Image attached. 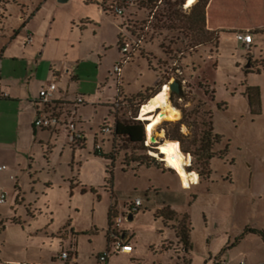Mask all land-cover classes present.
<instances>
[{"label": "rangeland", "instance_id": "1", "mask_svg": "<svg viewBox=\"0 0 264 264\" xmlns=\"http://www.w3.org/2000/svg\"><path fill=\"white\" fill-rule=\"evenodd\" d=\"M42 1L2 2L0 71L3 63L4 69L9 71L15 65L14 55L24 50L25 33H21L24 3L31 7ZM58 1L50 0L48 7L54 3L79 15L89 12L90 16L94 15L98 27L104 26L100 31L97 28L100 33L105 31L106 36L111 33L112 24L121 20V26L125 24L133 37L144 36V41L123 66L120 82L115 74L107 78L108 70L122 59L117 43L110 49L104 47L93 58L79 62V93L88 98V104L79 107V128L86 140L84 146L74 150L65 135L54 147L40 144L30 158L21 153L16 160L13 158L15 153L2 145L0 135V164L8 165L0 171V191L8 195L7 202L0 203V221L4 220L6 226L0 233V250L6 253L4 258L32 261L38 255L59 253L58 242L50 245L52 239L46 237L45 226H52L57 231L69 226L78 234L75 242L80 264L96 262L108 250L109 190L114 198L113 216L126 212L135 198L143 200V206L133 220L123 219L119 227V232L125 229L135 235L134 254L116 256L113 253L108 257L110 264H188L189 258L191 264H214L210 253L213 257L218 256L222 248V258L229 264L263 258V238L253 233L242 234L248 227L264 228V42L260 41L257 48L248 49L232 33L224 34L218 41L217 34L206 33L200 23L191 25L197 0L189 9L177 7L173 14L162 1L155 5L148 0H97L103 6L87 3V0H69L63 4ZM234 3L232 12L236 15L240 2ZM245 3L247 6L242 9L246 17H264L262 1L245 0ZM111 4L125 8L123 17L110 11L98 18L97 12L103 7L109 11ZM93 33L91 30L89 34L92 36ZM258 38L264 40L263 36ZM100 40L90 43L95 46L94 42H97V46H101ZM174 80L183 81L184 85L181 86L182 100L178 99L180 95L172 97L181 109L182 118L164 120L160 133L164 132V141L171 139L172 129L182 122L180 138L172 140L179 141L183 150L190 149L191 152H186L192 156L188 170L200 175V183L185 188L175 170H170L158 158L157 161L150 160L139 146L117 140L115 146L119 147L114 151L116 161L112 167L115 190L106 186L107 167L112 165V160L98 155L96 146L100 145L106 154L111 153L114 136L102 133L100 128L106 121L112 124L114 119L109 116L107 107L94 106L91 99L102 97L99 96L101 91L113 99L126 95L133 109L158 91L162 83L166 85ZM250 86L261 90L262 111L258 114L251 111ZM210 128L213 134L220 136V141L214 143L216 155L205 165L199 143ZM18 163L21 168H15ZM31 171H37L40 178L37 185L30 179ZM11 175L21 181L24 191L18 202L21 204L19 214L14 217L20 219L19 224L11 221L14 212L9 201L15 202ZM49 181L53 184L46 188L45 183ZM34 186L40 192L38 199L32 190ZM41 190H45V194ZM35 201L36 207L29 206ZM166 206L177 213V219L163 224L162 218L156 220L154 214ZM158 207L160 209L155 211ZM183 218V223L191 227L190 255L178 240L169 239ZM40 229L42 231L37 233ZM239 236L243 238L239 239ZM43 238L49 243L43 244ZM69 241H66L65 251L71 253ZM133 257L139 260L132 261ZM73 261L72 257V264Z\"/></svg>", "mask_w": 264, "mask_h": 264}, {"label": "crops", "instance_id": "2", "mask_svg": "<svg viewBox=\"0 0 264 264\" xmlns=\"http://www.w3.org/2000/svg\"><path fill=\"white\" fill-rule=\"evenodd\" d=\"M68 1L69 0H67L66 2ZM236 1H239L240 3L237 5L239 8H237V14L235 15V13L232 12V10H235L234 6L232 5L235 4L234 2ZM260 1H262V6H264V0ZM49 3L50 0H44L38 5H34L31 7L24 3L25 9L24 11H22L23 13L21 16V20L23 21L21 33H25L24 38L22 39V46L24 50L20 51L18 55H14L15 65L11 66V69L9 71H6L4 69V63L2 66V70L0 71L1 142L2 145H4L6 148H9V150L15 153L13 155V158H15L16 160L19 158L21 153H24L28 158H30L35 147L40 144L43 145L44 143H47V147L52 148L55 146V143L56 141H58V139L66 135L64 124H59L51 128H41L35 126L34 124L38 111L43 109V106L37 104L35 100L40 95L43 87L52 80H55L57 83V91L55 93V98L52 104L53 111L61 113V117L64 122L66 120H69L71 117H75L77 119L78 130L83 132V130L79 128V107L81 105H87L88 98L87 96L79 93L81 87L79 84V74H81L79 70L81 68L79 62L83 61V59L93 58L95 56V53L99 54L101 50L106 46H108L107 49H110L113 47V44L117 43V46L119 47L118 43L120 40V32L122 27L121 20H119L118 23L116 22V24H112L113 28L111 30V33L108 32L109 34L107 33L108 35L106 36L105 31H103L102 33L99 32L100 28L104 26L101 25L98 27L96 24V20L94 19V15L90 16L89 12L88 14L84 13L82 15H79V13L69 12L65 10V8L57 6L54 3H52L51 7H48ZM58 3L63 4L65 2H61L59 0ZM244 5H246L245 0H210L206 7V30L209 33H216L218 36V41L224 34L232 33L235 35V39H237V32L250 30L254 36V41L251 44L250 48H257L260 41L264 42L262 38H258V36L264 37V17H246L244 15L245 12H243L244 10L242 9ZM190 7L183 8L189 9ZM103 10L101 8L100 12H97L98 18H101L104 13H110L111 11L104 10L103 12ZM95 27L96 30H94ZM97 27L99 28V31ZM91 30L92 32H94L92 36L89 34ZM27 34H33L34 40L30 45L25 44V38ZM98 39H101V46H97V42H94L96 44L95 46H93V43H90ZM240 43L244 47H246L242 42ZM107 49H105V51H107ZM112 72L113 68L112 70H108L109 75L107 76V78L113 75ZM258 72L260 73L261 71ZM107 78L105 77L106 81H108ZM79 95L84 96L86 102L83 104H78L74 107L73 104L75 98ZM104 95L105 92L101 91L99 95L102 96L100 97L101 99H91V104L94 106L100 104L107 107L109 109V116H113L112 114L114 113V110L112 108V104L116 99H113L108 95ZM124 97L127 96L124 95ZM254 110L257 112V114L262 111L261 90L259 105L256 107L254 106ZM73 147L75 150L76 148H79V145H73ZM2 165H5L6 169L8 168V165L3 163L0 164V166ZM15 168H21V164L18 163ZM31 169L32 167H30V170ZM30 179L35 185H37L38 181H40V178L37 177V171L30 172ZM13 180L14 190L12 193V197L15 202L13 204L9 201L11 211L14 212L12 213L14 214V216L11 217V221L15 217V214H19V205L21 204L18 202L19 200L21 201V199L23 198L22 194H24L23 186H21V181L15 177ZM52 184L53 183L50 181L46 182L45 187L50 188ZM32 190L35 191L38 199V195L40 192L37 191L36 186H34ZM41 192L42 194H45L46 191L41 190ZM109 192L111 194V208L114 198L112 191L109 190ZM1 193H5V191H0V194ZM7 200L8 195L6 194V200L4 203H6ZM23 202H25V198L23 199ZM119 203L120 205L122 203L120 199ZM23 204L26 205V203ZM29 204V206L31 207H36L37 201ZM114 205H116V203H114ZM157 209L160 208H156L155 211ZM135 215H132V220ZM155 219L157 220V218ZM1 223H3V226H1ZM5 227L6 226L4 224V220H1L0 233L5 230ZM45 228V233L47 234L46 237L49 240L50 238L52 239L50 245L58 242V249H61L59 253H52L49 256L38 255L32 261H21L15 259H5L4 257L6 256V253L2 249L0 250V264H4V261L22 264L53 263L55 261H58V256L66 250L65 244L68 240H70V249L72 250L70 263L72 264L73 257L74 264H80L81 257L80 254H78L77 244L75 242L78 234L73 229H69V226L62 227L61 229H59V231L54 229L52 226H45ZM42 230H44V228ZM42 230H38L37 233L41 232ZM93 232H97L96 228H94ZM69 233L71 234V237H69ZM249 233L260 235L263 238L264 242V228L248 227L245 230V233L242 235H246ZM171 234L172 235L169 238L170 240H178L176 234H173L172 232ZM134 236V234H131L125 229L121 232V237L133 244L136 250ZM47 238L42 239V241H44L43 244L49 243L47 242ZM238 238L242 239L243 236H239ZM164 244L162 245V247L164 246ZM107 245L109 249L110 245L108 243V240ZM227 246H229V244ZM134 252L131 254H120L133 255ZM120 254L115 255L117 256ZM222 254L223 248L221 249L218 256L213 257V255L210 253V258L214 260V264L219 263V260L221 262H226L225 259L222 258ZM188 255H190V253H188ZM133 258L134 259H132V261L139 260L138 257ZM89 264H99L98 258L96 259V262ZM105 264H110V259H107ZM189 264H191L190 258ZM205 264L208 263L206 262ZM249 264H264V257L251 258L249 259Z\"/></svg>", "mask_w": 264, "mask_h": 264}, {"label": "built area", "instance_id": "3", "mask_svg": "<svg viewBox=\"0 0 264 264\" xmlns=\"http://www.w3.org/2000/svg\"><path fill=\"white\" fill-rule=\"evenodd\" d=\"M183 7H186V3L183 5ZM110 10L114 12L117 15L123 16L125 12V8L122 6H119L118 4H111L110 5ZM236 38L242 42L247 48L251 47V44L254 41V36L250 30H245V31H239L236 33ZM33 34H27L25 38V44L30 45L33 43ZM120 40H121V46H120V53L122 55V59L116 63L113 67V72L112 74H115L117 76V81L120 82V74L123 66L128 63L134 53L138 51L143 44L144 41V36H137L133 37L132 32L128 30L126 26L121 27V32H120ZM172 79V78H171ZM170 79V80H171ZM169 80V81H170ZM180 82V81H179ZM182 82H180L181 86ZM169 84V83H168ZM57 91V83L55 80H52L48 82L42 89L40 95L38 98L35 100L37 104L42 105L43 109L38 111L37 116L35 118L34 124L37 127L41 128H51L53 126L59 125V124H64L65 130H66V137L69 139L72 145H75L79 143L81 140L85 139V135L82 131L78 130L77 127V119L75 117H71L69 120H62L61 113H58L57 111H53L52 104L55 98V93ZM180 95L177 93H169V101L177 108L179 106L177 103H174L172 101L173 95ZM149 99V98H148ZM148 99L146 101H148ZM179 101L182 100L181 96L178 98ZM145 101V102H146ZM86 102V99L84 96L79 95L75 98L74 101V107L78 104H83ZM138 103L135 105L133 109L130 108L129 105V100L120 95L119 97L116 98V100L112 104V108L114 110V113L116 112H121V111H126L127 112V117L136 121H141L144 123V126L146 123H149L151 120H147L148 116L142 117L140 115V111L142 109V106L144 103ZM180 109V108H179ZM181 110V109H180ZM113 123H109L106 121L103 126L101 127V132L102 133H111L113 131L114 125H115V116L113 115ZM164 123V122H163ZM162 123V124H163ZM162 124H159L156 126L154 129L155 137L157 138L158 134L160 133L161 130H163ZM158 141L151 143H148V139L146 136V139L144 141L145 146L148 148V154L150 156H156L158 158L157 154H159L160 162L165 164V161H162L164 153L161 152L160 149V144L162 143V139L157 138ZM96 151L97 152H102V148L100 145L96 146ZM166 165V164H165ZM187 166V168H189ZM6 166L2 165L0 166V171L5 170ZM11 178L14 179V176H11ZM6 200V193H1L0 194V203H4ZM143 206V200L141 198H135L133 202L128 206V209L126 212H122V214L113 216V220L111 221V227H110V237H111V242L109 249L102 254L98 258L99 264H105L107 261L108 257L115 253V254H120V253H126V254H131L134 252L135 247L133 244H131L129 241L124 240L121 237V231L119 232V227L121 226L123 219L124 220H129V216L132 214V212L137 211L141 209ZM70 258H71V253L67 251H63L59 256H58V261H61L63 263H57V261L53 263H41V264H71L70 263ZM220 264H228L227 262H221ZM239 264H249L246 260H241Z\"/></svg>", "mask_w": 264, "mask_h": 264}, {"label": "trees", "instance_id": "4", "mask_svg": "<svg viewBox=\"0 0 264 264\" xmlns=\"http://www.w3.org/2000/svg\"><path fill=\"white\" fill-rule=\"evenodd\" d=\"M4 0H0V6ZM151 2L157 3L159 1L164 2L166 5L169 6V12L173 14L177 7L182 6L186 3V0H148ZM210 0H197L194 8V16L191 18V25L195 26L198 23H200L203 27V30H205L206 33H209L206 30V7L208 5ZM87 3H98L99 5L103 6V4L97 0H87ZM104 8V7H103ZM106 10V9H104ZM115 14V13H114ZM117 15V14H116ZM123 17V16H121ZM123 24L122 26H124ZM18 31L15 32L17 34ZM119 47L121 46V40H119ZM164 83L161 84V86ZM160 86V88H161ZM159 88V89H160ZM151 89V88H150ZM157 92V91H156ZM155 92V93H156ZM154 93V94H155ZM153 94V95H154ZM153 95L149 96L148 98L152 97ZM183 92L180 93V96L182 97ZM248 95H249V102L251 105V111L254 113H257L254 110V106L259 105V97H260V89L258 87H252L250 86L248 88ZM179 96V97H180ZM147 98V99H148ZM145 99V101L147 100ZM145 101H141L140 103H143ZM112 115L115 116V125L113 128V131L111 134L114 136V141H113V150L111 153H104V152H97L96 153L100 156L106 157L107 159L112 160V165H109L107 167V172L109 173V177L107 179V185H110L111 188H114V171L112 167H114L115 161H116V156H115V149L117 146H115V141L119 140L122 141L124 144L127 145H133V146H139L141 150H145L147 153V158L150 160L157 161L156 157L150 156L148 154V148L145 146L144 141L146 139V131H145V126L144 123L141 121H136L133 119H130L127 117V112L126 111H121V112H116L113 113ZM182 122H179L175 125L174 129H172L170 133V138L171 139H179L181 136L180 133V126ZM101 130V128H100ZM196 142V140H194ZM220 141V136L217 134L212 133V128L205 132L204 136L200 139L199 143V150L201 151L202 156L205 158V165L209 164L208 161L212 159L216 154L213 152V146L214 143H217ZM79 146H84L85 145V139L81 140L79 143L75 144ZM183 151L185 152H191L189 148H185ZM170 169V168H169ZM171 170V169H170ZM173 171V170H172ZM190 171V170H189ZM114 206H111L109 213H108V223H109V230L107 234V240L110 245L111 242V237H110V227H111V219L114 213ZM140 210V209H139ZM139 210L132 212L131 215H135ZM185 218L187 216H184ZM155 218L159 219L162 218L163 224L166 223L169 220H174L177 219V213L173 211L172 209L168 208L167 206L159 210L158 212L155 213ZM183 219L179 220L178 226L175 228V234L178 238L179 243L183 245V248L185 252L189 253L192 250V244L190 240V234H191V227L190 224L186 225V223H183ZM12 222L14 223H20L18 219L13 218ZM1 226H3V223H1ZM189 264V263H188Z\"/></svg>", "mask_w": 264, "mask_h": 264}, {"label": "bare ground", "instance_id": "5", "mask_svg": "<svg viewBox=\"0 0 264 264\" xmlns=\"http://www.w3.org/2000/svg\"><path fill=\"white\" fill-rule=\"evenodd\" d=\"M196 0L186 3V8L193 6ZM169 84H163L161 88L144 103L140 111L142 117L148 116L147 120H151L145 124L146 136L148 143H151L152 137L155 135L154 129L164 120L178 121L182 118L181 110L175 107L169 101ZM162 139L160 144L161 152L164 153L162 161H165L167 167L175 170L180 179L181 185L185 188H191L193 184H198L200 175L196 171H189L187 166L192 163V156L183 151L181 143L177 140L166 139L164 141V132L157 135ZM160 158L159 154H157ZM156 157V156H154Z\"/></svg>", "mask_w": 264, "mask_h": 264}, {"label": "water", "instance_id": "6", "mask_svg": "<svg viewBox=\"0 0 264 264\" xmlns=\"http://www.w3.org/2000/svg\"><path fill=\"white\" fill-rule=\"evenodd\" d=\"M60 1L61 2H66L67 0H60ZM169 88H170L169 90H170V93L171 94L172 93L180 94L181 91H182L180 82L179 81H176V80H174V81H172V82L169 83ZM152 141L153 142H156V141H158V139L155 136H153L152 137ZM129 220H132V215L129 216Z\"/></svg>", "mask_w": 264, "mask_h": 264}, {"label": "snow or ice", "instance_id": "7", "mask_svg": "<svg viewBox=\"0 0 264 264\" xmlns=\"http://www.w3.org/2000/svg\"><path fill=\"white\" fill-rule=\"evenodd\" d=\"M190 2H191V0H190Z\"/></svg>", "mask_w": 264, "mask_h": 264}]
</instances>
